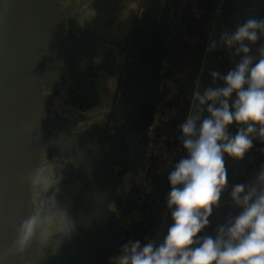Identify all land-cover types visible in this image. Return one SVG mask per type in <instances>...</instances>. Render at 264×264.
Segmentation results:
<instances>
[{
    "label": "flooded vegetation",
    "instance_id": "1",
    "mask_svg": "<svg viewBox=\"0 0 264 264\" xmlns=\"http://www.w3.org/2000/svg\"><path fill=\"white\" fill-rule=\"evenodd\" d=\"M53 1L55 36L69 49L40 93L52 147L33 166L27 215L46 225L40 247L50 264H118L122 244L158 240L170 223L167 176L185 154L178 127L209 72L234 62L224 49L209 53V39L264 17V0ZM262 148L257 141L242 162L226 158L229 184L254 176ZM227 212L217 210L209 233ZM65 215L76 230L61 244Z\"/></svg>",
    "mask_w": 264,
    "mask_h": 264
},
{
    "label": "clouds",
    "instance_id": "2",
    "mask_svg": "<svg viewBox=\"0 0 264 264\" xmlns=\"http://www.w3.org/2000/svg\"><path fill=\"white\" fill-rule=\"evenodd\" d=\"M219 49L234 58L233 66L209 72L210 85L195 91L193 109L178 127L185 154L167 176L170 223L158 240L122 244L118 264H264V163L251 179L232 184L226 166V158L242 162L257 141L264 144V17L250 16L214 35L206 50ZM222 207L228 212L209 233ZM13 227L8 255H23L46 239L39 213ZM75 230L65 215L58 243L70 241Z\"/></svg>",
    "mask_w": 264,
    "mask_h": 264
},
{
    "label": "water",
    "instance_id": "3",
    "mask_svg": "<svg viewBox=\"0 0 264 264\" xmlns=\"http://www.w3.org/2000/svg\"><path fill=\"white\" fill-rule=\"evenodd\" d=\"M54 11L53 0H0V264L51 263L39 242L23 255H8V250L15 238L14 223L27 215L26 189L33 166L42 151L52 147L40 93L69 49L56 39ZM151 85L157 87L152 116L159 78ZM127 99L134 103L133 96Z\"/></svg>",
    "mask_w": 264,
    "mask_h": 264
}]
</instances>
